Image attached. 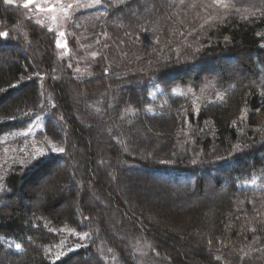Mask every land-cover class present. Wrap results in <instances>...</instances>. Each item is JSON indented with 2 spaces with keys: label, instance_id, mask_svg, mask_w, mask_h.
I'll return each mask as SVG.
<instances>
[{
  "label": "trees",
  "instance_id": "1",
  "mask_svg": "<svg viewBox=\"0 0 264 264\" xmlns=\"http://www.w3.org/2000/svg\"><path fill=\"white\" fill-rule=\"evenodd\" d=\"M28 12L0 0V264H264V0L107 1L65 52Z\"/></svg>",
  "mask_w": 264,
  "mask_h": 264
},
{
  "label": "rangeland",
  "instance_id": "2",
  "mask_svg": "<svg viewBox=\"0 0 264 264\" xmlns=\"http://www.w3.org/2000/svg\"><path fill=\"white\" fill-rule=\"evenodd\" d=\"M10 4L25 5L26 0H6ZM112 0H32V3L26 6L29 11L27 15L38 17L47 23L57 34L58 44L62 51L70 47L69 37L72 32L68 28V21L71 20L73 14L81 9L88 8L93 5H101ZM136 6L130 8V12H135ZM139 17V15H137ZM29 17V16H28ZM79 42V40H78ZM73 50V48H72ZM68 52V49H67ZM75 52V51H73ZM3 151V153L1 152ZM8 152L4 147L0 149V158H3ZM144 178V177H142ZM156 184L153 183V186ZM211 193V191H209Z\"/></svg>",
  "mask_w": 264,
  "mask_h": 264
},
{
  "label": "snow or ice",
  "instance_id": "3",
  "mask_svg": "<svg viewBox=\"0 0 264 264\" xmlns=\"http://www.w3.org/2000/svg\"><path fill=\"white\" fill-rule=\"evenodd\" d=\"M32 3V0H26L25 6H28V4ZM0 36H7V33H0ZM60 152H63L64 149H59ZM20 245H17V248H19Z\"/></svg>",
  "mask_w": 264,
  "mask_h": 264
}]
</instances>
